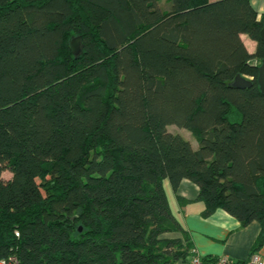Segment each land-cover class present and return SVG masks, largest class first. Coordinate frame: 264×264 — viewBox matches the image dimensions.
Masks as SVG:
<instances>
[{"label":"trees","instance_id":"1","mask_svg":"<svg viewBox=\"0 0 264 264\" xmlns=\"http://www.w3.org/2000/svg\"><path fill=\"white\" fill-rule=\"evenodd\" d=\"M168 2L0 0V261H188L166 180L195 182L206 216L258 221L252 254L264 245V14L250 0ZM238 74L253 84L233 87Z\"/></svg>","mask_w":264,"mask_h":264},{"label":"crops","instance_id":"2","mask_svg":"<svg viewBox=\"0 0 264 264\" xmlns=\"http://www.w3.org/2000/svg\"><path fill=\"white\" fill-rule=\"evenodd\" d=\"M250 2L258 14L262 16L264 14V0H250ZM241 37L249 52L254 53L257 41L247 34H242ZM198 146H194V148H198ZM164 186L172 211L189 231L193 247L201 258H218L226 255L238 263L249 259L254 250V243L261 231V225L258 221H252L244 226L235 216L223 208L216 209L210 215H204L205 205L197 199L199 186L189 179L182 180L176 190L172 188L169 181H166ZM179 198L187 199V201L181 202ZM255 252L264 256V245ZM190 260H180L176 264H189ZM203 264L210 263L207 261Z\"/></svg>","mask_w":264,"mask_h":264},{"label":"water","instance_id":"3","mask_svg":"<svg viewBox=\"0 0 264 264\" xmlns=\"http://www.w3.org/2000/svg\"><path fill=\"white\" fill-rule=\"evenodd\" d=\"M261 40L264 42V25L261 29ZM71 48L74 53V55H79L82 51V45H81V37H75L71 41ZM258 85L262 93H264V59L262 62L258 65ZM253 84L252 80L238 74L234 78V80L231 82V85L236 88H248ZM81 230V228H80Z\"/></svg>","mask_w":264,"mask_h":264},{"label":"built area","instance_id":"4","mask_svg":"<svg viewBox=\"0 0 264 264\" xmlns=\"http://www.w3.org/2000/svg\"><path fill=\"white\" fill-rule=\"evenodd\" d=\"M16 235L19 236V232L16 231ZM194 254L190 260L189 264H201V257L194 249ZM234 261L224 255L217 258V264H233ZM0 264H20L18 257L15 254H11L7 258H4L0 261ZM246 264H264V256L260 255L259 253H253L247 260Z\"/></svg>","mask_w":264,"mask_h":264},{"label":"rangeland","instance_id":"5","mask_svg":"<svg viewBox=\"0 0 264 264\" xmlns=\"http://www.w3.org/2000/svg\"><path fill=\"white\" fill-rule=\"evenodd\" d=\"M158 4L163 8H168V6H169L168 0H158ZM168 129L174 133H179V134L183 135L185 138L189 139L194 146L197 147L198 138H197L196 134L193 133L192 131H190L186 128L179 127L175 124L169 125ZM4 176L6 178H9L11 176V173L9 171H5ZM166 181H169V180H166Z\"/></svg>","mask_w":264,"mask_h":264}]
</instances>
